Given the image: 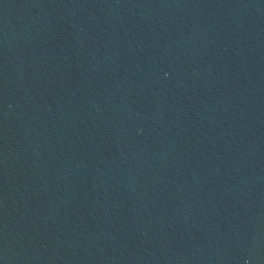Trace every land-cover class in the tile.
<instances>
[{
    "label": "water",
    "instance_id": "obj_1",
    "mask_svg": "<svg viewBox=\"0 0 264 264\" xmlns=\"http://www.w3.org/2000/svg\"><path fill=\"white\" fill-rule=\"evenodd\" d=\"M0 264H264V0H0Z\"/></svg>",
    "mask_w": 264,
    "mask_h": 264
}]
</instances>
